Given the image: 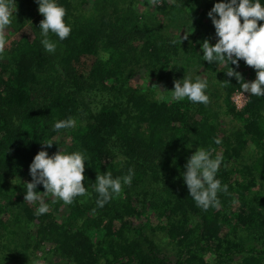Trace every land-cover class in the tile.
Listing matches in <instances>:
<instances>
[{"label": "trees", "instance_id": "16d2710c", "mask_svg": "<svg viewBox=\"0 0 264 264\" xmlns=\"http://www.w3.org/2000/svg\"><path fill=\"white\" fill-rule=\"evenodd\" d=\"M217 2L160 0L154 8L163 12L162 23L142 21L144 14L127 0H93L89 11L97 14L83 16L74 15L71 0H56L66 9L71 33L64 40L49 33L54 53L45 50L38 29L32 39L21 34L5 49L0 57V264H28L37 251L45 261L53 255L62 264H264V97L247 94L237 109L230 97L241 85L225 71L232 67L252 81L256 70L242 59L238 67L203 60V41L218 39L207 15ZM12 6L17 8L8 26L13 30L29 24L30 12L23 8L39 7L37 0H12ZM37 19L44 17L39 13ZM167 24L176 32H161ZM183 28L188 39L181 41L185 33L177 30ZM195 31L202 32L201 40ZM83 55H94L85 73L75 64ZM139 69L161 87L130 85L128 78ZM197 76L208 81L207 105L159 100L170 97L174 80L194 82ZM92 92L102 99L96 109L84 105ZM69 117L75 127L54 131L58 120ZM47 141H54L50 154H85L90 195L75 197L72 204L52 197L49 212L37 217V206L24 195L32 179L30 164ZM198 148L214 149L213 158H223L216 178L228 191L218 193V209L198 207L183 179ZM129 169L131 184L99 207L97 174L123 177ZM36 191L43 192V185ZM157 230L172 253L151 237L149 232ZM43 243L50 244L48 252Z\"/></svg>", "mask_w": 264, "mask_h": 264}, {"label": "clouds", "instance_id": "9594fccd", "mask_svg": "<svg viewBox=\"0 0 264 264\" xmlns=\"http://www.w3.org/2000/svg\"><path fill=\"white\" fill-rule=\"evenodd\" d=\"M38 11L44 17L40 21L39 29L44 37L41 43L45 50L54 53L56 44L49 40V33L55 34L60 40L66 39L71 33V26L66 24V9L57 4L56 0H37ZM150 4L156 5L160 0H149ZM17 8L12 6V0H0V57L3 56L6 47V28L12 23V16ZM215 27L218 37L215 44H210L205 39L201 45L203 60L210 64L215 62L219 66L233 64L239 66L242 59L246 65L256 70V78L245 81L240 72L229 67L225 72L228 77H235L241 85L243 94L264 97V5L260 0H220L214 4L207 13ZM218 17V18H217ZM243 18V23H241ZM182 40L188 39L185 33ZM175 43V41H173ZM103 59H107L104 56ZM227 83L229 81L225 80ZM157 86V85H152ZM208 86L206 78L197 76L193 82L190 77L174 80V89L170 97L160 96L161 102H179L187 99L192 103L207 105L210 98L205 94ZM246 96V95H245ZM75 127V120L71 117L58 120L54 131ZM54 141L43 142L51 147ZM221 141L217 138L215 143ZM214 149L205 150L198 148L188 159L182 174L188 188L189 195L196 205L207 211L209 208L218 209L220 200L218 193H227L228 186L222 185L216 178L222 163V156L217 154L213 158ZM85 154L82 152L65 153L57 151L49 156L46 150H40L32 160L29 172L31 181L26 182L24 201L31 204L39 203L35 215L49 212V206L44 201L45 196H51L62 200L65 204H72L78 196H88L85 181ZM133 170L129 169L127 175L113 178L111 172L103 175L97 174L94 190L98 194L97 205L103 207L113 198L119 196L124 185H130ZM43 185L44 191H36L37 185Z\"/></svg>", "mask_w": 264, "mask_h": 264}, {"label": "rangeland", "instance_id": "374dc122", "mask_svg": "<svg viewBox=\"0 0 264 264\" xmlns=\"http://www.w3.org/2000/svg\"><path fill=\"white\" fill-rule=\"evenodd\" d=\"M128 1L135 7L138 14H144V17H142L143 18L142 21L143 20H145V21L151 20L153 22L154 21L157 22V20L160 19L162 21V23H166V18L164 17L163 12L155 10L154 5L150 4L149 0H127V2ZM168 1L171 4L174 1L177 2L178 0H168ZM71 3L73 5L72 10H73L74 15L83 16L85 14L88 15L90 13L97 14V12H90L89 11V8L91 7V4L93 3V0H86V2H81V0H71ZM197 5H200V3L198 2ZM195 7H191V10L195 11ZM23 12L24 13L30 12V18L28 19L29 24L20 22L22 24L17 29L13 30V28H11V27L6 28V41H7V43H6L5 49L10 47L11 43L15 39H18L21 34H24V35L28 36L29 39H32L34 34H35L36 29H38L39 32L41 33V30L38 27L40 24V21L38 19L36 20V17L39 14L38 7H34L30 10L27 8H23ZM167 27L168 28H166V27L161 28V30H162L161 32H167V33L176 32L175 30H173V27H170L169 24H167ZM177 32L178 33H185L186 29L183 28L182 30H177ZM194 33H195V37H196L197 41L201 40V34L200 33H202V32L195 31ZM212 40H214V39H212ZM93 57H94V55H83L80 58V60L75 64L80 70H82L85 73L88 71V69L90 67L91 60ZM193 73H194V71H193ZM153 78H154V76H150V75H147L146 73H144V69H141V70L139 69V70H137V72L134 75H131L128 78V83L132 86L138 85V86L147 87V86L154 85L155 82H153L154 81ZM157 87L160 88L161 85L157 84ZM235 91H237V90H235ZM235 91H233V93ZM240 91H242V90H240ZM95 94H97V93L92 92L90 96L85 95L84 101L86 103L84 105L86 106V108L96 109L97 107H99L101 105L102 99L100 98V96L95 97ZM245 95L247 97V93H245ZM230 98L236 107V103L233 101L232 97H230ZM242 107H236V108L240 109ZM55 138L58 139V137H55ZM60 148H63L62 145L60 146ZM40 150H46L48 152L49 156L53 155V153L50 154L51 153L50 147H47L45 144H42L40 146ZM51 199H52L51 196H45L44 197V201L47 204L51 203L50 202ZM33 205L38 207L39 203L37 202V204H33ZM59 212H61V211H59ZM152 220H153V222L155 221L154 218ZM149 233H150L151 237H153L154 240L157 242V244L163 248L164 251H166L167 253H172V245L168 242L167 238L162 233V230H157V231H153V232H149ZM43 244H42V246H43ZM44 246H46L45 250H46V252H48L50 249L49 248L50 244H47V245L44 244ZM37 255H38V257H31L28 264H62L63 263V261H59L57 256H53V255L51 256L50 261H45V259H43L40 256L41 251H37ZM6 263L16 264V262L14 260L7 261ZM64 263H65V261H64ZM65 264H71V263H65Z\"/></svg>", "mask_w": 264, "mask_h": 264}, {"label": "built area", "instance_id": "2783aa9c", "mask_svg": "<svg viewBox=\"0 0 264 264\" xmlns=\"http://www.w3.org/2000/svg\"><path fill=\"white\" fill-rule=\"evenodd\" d=\"M232 99L236 103V107H242L246 102V96L243 94L242 91L237 90L232 94ZM242 105V106H241Z\"/></svg>", "mask_w": 264, "mask_h": 264}]
</instances>
